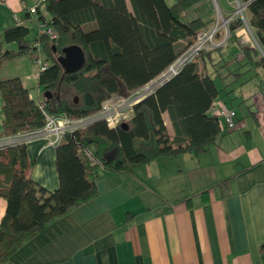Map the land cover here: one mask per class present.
<instances>
[{"label":"trees","instance_id":"16d2710c","mask_svg":"<svg viewBox=\"0 0 264 264\" xmlns=\"http://www.w3.org/2000/svg\"><path fill=\"white\" fill-rule=\"evenodd\" d=\"M249 12L248 25L264 49V0H240ZM128 6L127 7V4ZM51 20L55 39L33 36L48 61L38 72L42 109L18 77L0 79L1 133L11 136L35 130L45 115L68 119L97 112L109 98H124L162 72L196 37L208 28L210 0H44L36 8ZM29 16L23 19H28ZM93 24L85 30L84 25ZM239 23L228 25L229 37ZM27 25L2 29L1 38L16 50L0 54V66L23 54L35 56ZM79 47L82 66L64 71L61 49ZM202 49L180 70L132 105L129 117L107 126L93 121L63 133L55 148L58 186L48 191L30 178L25 144L0 149V264L23 241L41 232L53 219L96 194L101 169L131 173L160 155L204 152L221 133L218 118L207 113L219 92L211 52ZM249 63L260 64L255 49L241 48ZM206 63L212 70L208 71ZM166 111L173 129L168 136L160 114ZM126 128L123 129L120 123ZM264 250V242L259 246Z\"/></svg>","mask_w":264,"mask_h":264},{"label":"crops","instance_id":"0c3cea01","mask_svg":"<svg viewBox=\"0 0 264 264\" xmlns=\"http://www.w3.org/2000/svg\"><path fill=\"white\" fill-rule=\"evenodd\" d=\"M213 1V9L230 11L232 0ZM30 3L0 0V54L16 50L1 38L5 27L32 25L26 39L35 35L32 16L25 14ZM220 33L213 50L229 41L237 47L230 58L211 52L218 73L214 100L233 110V127L197 156L160 155L131 173L101 169L91 199L25 239L5 264H264V69L249 63L241 48L257 50L263 60L264 49L249 25H239L230 37L228 30L224 40ZM5 64L0 79L18 77L39 101L32 57L23 54ZM160 117L172 136L167 112ZM2 118L0 109V138ZM24 144L31 180L55 190L54 145L40 137ZM5 205L0 197V218Z\"/></svg>","mask_w":264,"mask_h":264},{"label":"built area","instance_id":"2783aa9c","mask_svg":"<svg viewBox=\"0 0 264 264\" xmlns=\"http://www.w3.org/2000/svg\"><path fill=\"white\" fill-rule=\"evenodd\" d=\"M43 1L31 0V3L27 7L28 14L32 16L34 21L35 37L43 35L48 39H55L56 33L51 26L50 18L46 14H39L36 10L37 6L41 5ZM244 6H246L245 3ZM235 13L234 10L227 13L221 12L215 7V21L212 27L209 30L199 32L194 40L162 72L137 90L131 92L127 97L109 98L102 103L97 112L82 118L68 119L63 115H45V122L41 127L0 138V149L17 143H25L35 137H40L48 144L55 146L63 133L71 132L76 128L97 120L104 121L107 126H114L119 120L130 116L134 103L150 94L162 82L175 75L184 64L192 60L197 52L202 49L215 48L217 46L215 38L219 32L223 33L222 40L226 39L228 37V25L236 18ZM30 46L35 54L32 62L37 68L34 73V76L37 77L38 72L47 67L48 61L44 59L40 44L36 39L31 40ZM37 105L42 109L43 104L41 101H37ZM209 109L212 115L217 116L220 131L230 130L233 127L235 115L231 108L225 107L222 103L213 100Z\"/></svg>","mask_w":264,"mask_h":264},{"label":"rangeland","instance_id":"374dc122","mask_svg":"<svg viewBox=\"0 0 264 264\" xmlns=\"http://www.w3.org/2000/svg\"><path fill=\"white\" fill-rule=\"evenodd\" d=\"M173 0H164V2L166 3V4H170L171 2H172ZM210 3H211V5H212V8H213V4H214V1L213 0H210ZM220 5V4H219ZM216 7V6H215ZM215 7H214V9H213V14H212V20H211V22H210V24L208 25V30L212 27V25H213V23H214V21H215ZM217 8V7H216ZM218 9V8H217ZM219 10V9H218ZM234 10V12H236L235 13V16H236V20L234 19L233 20V23H239V25L241 26V27H246L247 28V26H248V24H247V21H246V17H245V11H246V8H245V6H244V3H242L240 0H232V4H231V9H230V11L232 12ZM237 10H240V11H237ZM220 11V10H219ZM229 12V11H228ZM241 12V13H240ZM227 13V12H226ZM224 15H225V13H224ZM223 15V16H224ZM93 26V24H86V25H84V29L85 30H88V29H90L91 27ZM29 32L30 33H32L33 32V28H32V25L31 26H29ZM206 29V30H207ZM222 35V32L220 33V35H219V37H222L221 36ZM231 41H229L225 46H222L220 49H218V50H213L212 51V53L214 54V55H217V54H219V53H221V54H224L226 57H228V58H230V57H232V56H234V53L236 52V50H235V47H237V46H235V44H233V46L231 45V43H230ZM7 62H10V61H7ZM7 62H5V63H7ZM5 63H3L4 65H7V64H5ZM2 64V65H3ZM1 65V66H2ZM3 67V66H2ZM34 86V85H33Z\"/></svg>","mask_w":264,"mask_h":264},{"label":"water","instance_id":"95a60500","mask_svg":"<svg viewBox=\"0 0 264 264\" xmlns=\"http://www.w3.org/2000/svg\"><path fill=\"white\" fill-rule=\"evenodd\" d=\"M25 14L28 15V13H25ZM61 51H62V54L59 55L58 61L63 66L64 71L72 72V71L79 69L82 66L83 57H82L79 47L75 45H70V46L63 47ZM120 126L123 129L126 128V125L123 122L120 123Z\"/></svg>","mask_w":264,"mask_h":264}]
</instances>
